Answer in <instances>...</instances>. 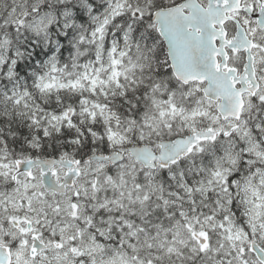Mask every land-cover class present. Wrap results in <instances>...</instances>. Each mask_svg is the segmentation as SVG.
I'll use <instances>...</instances> for the list:
<instances>
[{"label":"snow or ice","instance_id":"obj_1","mask_svg":"<svg viewBox=\"0 0 264 264\" xmlns=\"http://www.w3.org/2000/svg\"><path fill=\"white\" fill-rule=\"evenodd\" d=\"M0 264H264V0H0Z\"/></svg>","mask_w":264,"mask_h":264}]
</instances>
